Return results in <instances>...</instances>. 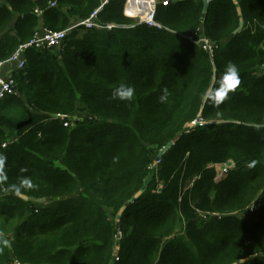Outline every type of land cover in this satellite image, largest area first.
Masks as SVG:
<instances>
[{
	"label": "trees",
	"instance_id": "trees-1",
	"mask_svg": "<svg viewBox=\"0 0 264 264\" xmlns=\"http://www.w3.org/2000/svg\"><path fill=\"white\" fill-rule=\"evenodd\" d=\"M170 1L157 7L162 29L114 0L98 21L117 28L25 51L0 99V264H264V0ZM101 5L0 0V64ZM199 36L213 55L187 39ZM229 62L240 85L213 106L204 94ZM121 84L130 102L112 98ZM229 161L217 182L211 165Z\"/></svg>",
	"mask_w": 264,
	"mask_h": 264
},
{
	"label": "built area",
	"instance_id": "built-area-1",
	"mask_svg": "<svg viewBox=\"0 0 264 264\" xmlns=\"http://www.w3.org/2000/svg\"><path fill=\"white\" fill-rule=\"evenodd\" d=\"M114 0H102V5L92 13V15L75 25L74 27L65 30V31H50V30H44L42 32H38L35 34L32 40L28 42L27 44L21 46L17 52L13 55V57L7 61L15 63L18 70H21L26 65V59L24 58L25 51L29 48H36V49H44V50H51L55 48L62 47L68 33L75 28L78 27H84L87 30H113L117 28V25L115 24H108L103 25L98 21V14L103 10V8L110 2ZM206 3L211 2L212 0H203ZM171 1L170 0H126L125 5V14L134 19L137 23L146 24L149 27H156L158 29H162V26L156 22L155 16L158 4H162L164 6L168 5ZM54 7L55 4H52ZM36 13H39L36 11ZM189 42H191L194 45L199 46L204 51L208 52L210 55H213L215 44L208 39L205 36H199L196 37H189L187 38ZM6 63V62H5ZM5 63L0 64V68L3 67ZM15 87V81L11 78H5L0 75V99L3 98L5 95L13 94L15 93L14 90ZM58 118H61L63 120H68L67 116L58 115ZM194 125H200V126H206L209 123L205 121L202 117H199L197 120L194 121ZM71 125H74V121H71ZM167 151V148H163L160 151L159 156L155 159V161L149 166V170L152 172V174H156L158 176V171L160 168V165L162 164L163 157ZM212 168H214L217 172L216 175V181L219 182L223 180L232 170L235 169V164L231 161L223 164H215L211 165ZM195 180L189 185L190 187L193 186ZM157 193L162 192V185L157 187ZM218 214H212V218L219 217ZM124 236V233L121 229L118 230L116 240L119 242ZM116 261H119V257H116Z\"/></svg>",
	"mask_w": 264,
	"mask_h": 264
},
{
	"label": "clouds",
	"instance_id": "clouds-1",
	"mask_svg": "<svg viewBox=\"0 0 264 264\" xmlns=\"http://www.w3.org/2000/svg\"><path fill=\"white\" fill-rule=\"evenodd\" d=\"M240 85V74L237 65L229 62L226 66V70L223 76L218 80L216 87L209 89L204 94V99L212 103L213 106H218L224 100L228 98L230 92H234L235 89ZM135 89L131 86L121 84L112 93L114 100L130 102L134 96ZM168 90L164 89L162 95L159 97L160 102H165L168 99ZM6 162V157L0 155V180L6 179L3 174V168ZM251 166V165H249ZM28 186L32 187L31 181L27 178L21 181L19 186H14L17 193L20 192L21 187ZM3 243L7 245L9 242L4 240Z\"/></svg>",
	"mask_w": 264,
	"mask_h": 264
},
{
	"label": "crops",
	"instance_id": "crops-1",
	"mask_svg": "<svg viewBox=\"0 0 264 264\" xmlns=\"http://www.w3.org/2000/svg\"><path fill=\"white\" fill-rule=\"evenodd\" d=\"M17 70L15 63L6 62L2 68H0V75L5 78H11L13 73Z\"/></svg>",
	"mask_w": 264,
	"mask_h": 264
},
{
	"label": "rangeland",
	"instance_id": "rangeland-1",
	"mask_svg": "<svg viewBox=\"0 0 264 264\" xmlns=\"http://www.w3.org/2000/svg\"><path fill=\"white\" fill-rule=\"evenodd\" d=\"M119 242H117V245H118Z\"/></svg>",
	"mask_w": 264,
	"mask_h": 264
}]
</instances>
